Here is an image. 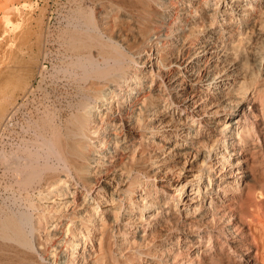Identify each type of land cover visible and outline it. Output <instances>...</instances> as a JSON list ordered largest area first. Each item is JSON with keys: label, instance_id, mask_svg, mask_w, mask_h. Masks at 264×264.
Wrapping results in <instances>:
<instances>
[{"label": "bare ground", "instance_id": "6f19581e", "mask_svg": "<svg viewBox=\"0 0 264 264\" xmlns=\"http://www.w3.org/2000/svg\"><path fill=\"white\" fill-rule=\"evenodd\" d=\"M70 3L0 89V264H264V0Z\"/></svg>", "mask_w": 264, "mask_h": 264}, {"label": "rangeland", "instance_id": "374dc122", "mask_svg": "<svg viewBox=\"0 0 264 264\" xmlns=\"http://www.w3.org/2000/svg\"><path fill=\"white\" fill-rule=\"evenodd\" d=\"M71 1L73 0H0V89L5 87L7 93H10L13 88L9 89V84H23L28 76L38 74L42 64L45 71L49 72L59 62L61 56L58 32L65 23ZM5 2L11 20L6 33L3 32L2 16L5 11L2 4ZM38 81L39 76H36L34 86ZM44 86L52 94L65 90L62 80L53 82L47 79ZM40 90L42 89L35 90L37 100L43 95V90Z\"/></svg>", "mask_w": 264, "mask_h": 264}]
</instances>
